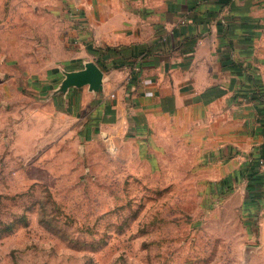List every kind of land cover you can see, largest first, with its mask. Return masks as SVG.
Listing matches in <instances>:
<instances>
[{"label": "rangeland", "instance_id": "obj_1", "mask_svg": "<svg viewBox=\"0 0 264 264\" xmlns=\"http://www.w3.org/2000/svg\"><path fill=\"white\" fill-rule=\"evenodd\" d=\"M57 12L0 0V264H264L253 197L220 192L172 126L85 138L47 109L46 77L73 47Z\"/></svg>", "mask_w": 264, "mask_h": 264}, {"label": "crops", "instance_id": "obj_2", "mask_svg": "<svg viewBox=\"0 0 264 264\" xmlns=\"http://www.w3.org/2000/svg\"><path fill=\"white\" fill-rule=\"evenodd\" d=\"M54 5L67 20L73 47L46 77L47 109L74 123L85 138L156 126L168 135L165 126H172L175 139L212 166L210 179L220 182V192L253 197L245 209L264 228V165H257L264 160V106L258 100L264 93V0ZM86 62L102 71L101 89L59 91L65 73ZM136 63L140 71L128 82V67ZM6 108V83L0 80V142L6 140Z\"/></svg>", "mask_w": 264, "mask_h": 264}, {"label": "water", "instance_id": "obj_3", "mask_svg": "<svg viewBox=\"0 0 264 264\" xmlns=\"http://www.w3.org/2000/svg\"><path fill=\"white\" fill-rule=\"evenodd\" d=\"M103 73L93 62H86L84 68L78 71L65 73L60 90L65 92L70 87H82L87 85L90 90L99 91L102 87Z\"/></svg>", "mask_w": 264, "mask_h": 264}, {"label": "built area", "instance_id": "obj_4", "mask_svg": "<svg viewBox=\"0 0 264 264\" xmlns=\"http://www.w3.org/2000/svg\"><path fill=\"white\" fill-rule=\"evenodd\" d=\"M140 65H138V63L131 65L130 67H128V74H127V81L129 82L130 80H132V75L134 73H137L140 71ZM259 103L264 106V93L259 97ZM258 167H261L264 165V160L263 159H258L257 162Z\"/></svg>", "mask_w": 264, "mask_h": 264}, {"label": "trees", "instance_id": "obj_5", "mask_svg": "<svg viewBox=\"0 0 264 264\" xmlns=\"http://www.w3.org/2000/svg\"><path fill=\"white\" fill-rule=\"evenodd\" d=\"M130 65H133V64H130ZM137 75H138V72H137V73H134V74L132 75V79H133V78H136Z\"/></svg>", "mask_w": 264, "mask_h": 264}]
</instances>
